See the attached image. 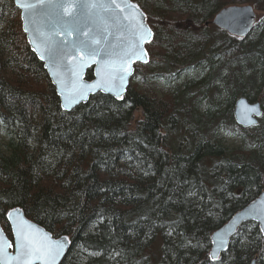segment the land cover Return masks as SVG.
Segmentation results:
<instances>
[{
  "label": "trees",
  "instance_id": "obj_1",
  "mask_svg": "<svg viewBox=\"0 0 264 264\" xmlns=\"http://www.w3.org/2000/svg\"><path fill=\"white\" fill-rule=\"evenodd\" d=\"M132 1L154 33L150 63L137 66L141 82L207 63L219 66L231 113L239 98L264 110V18L248 41L210 27L232 6L254 2L264 12V0ZM238 68L249 71L247 79ZM200 81L161 96L134 85L123 102L97 95L66 113L14 1L0 0V123L10 137L9 153L0 151V223L7 236V214L19 208L55 238L71 239L62 264H264L255 223L240 228L219 261L210 260L213 233L264 190V117L250 130L233 123L245 149H228L203 134L220 106L203 115L189 106ZM76 248L92 256L79 260Z\"/></svg>",
  "mask_w": 264,
  "mask_h": 264
},
{
  "label": "water",
  "instance_id": "obj_2",
  "mask_svg": "<svg viewBox=\"0 0 264 264\" xmlns=\"http://www.w3.org/2000/svg\"><path fill=\"white\" fill-rule=\"evenodd\" d=\"M60 2L69 5L67 12L60 7H52L48 4L41 6L40 0H20L21 4L34 6L27 11L17 3V0H14V5L20 12L22 30L30 50L43 64L60 99L62 110L71 113L81 106L88 105L91 98L97 95L109 96L117 102H123L136 74V66L150 63L146 47L153 42L154 33L148 24L147 16L132 0H116L123 11L116 8L112 0H95L97 7L90 9L82 7L85 0H58V3ZM256 21L257 15L252 6H232L220 11L212 21V25L231 37L246 40L253 32ZM69 22L74 29L72 36H68L64 31V28L69 26ZM138 24H143L150 29V35L146 41L140 42L138 39ZM84 31H88L89 35H83ZM57 32L60 34L57 35ZM92 35L101 40L102 46L113 51L112 64L107 62L103 54L92 60L86 52H75L74 42L79 44L80 41H87ZM48 36L54 42L56 50L74 53L75 58L69 55L59 63H54L49 58L50 51L44 43L45 37ZM137 43H139V49H143L147 55L131 54L128 64L131 74L126 75L121 82L119 77L123 73L113 70L119 67L120 54L129 51ZM139 49H136V52H139ZM81 61H87L86 66L82 69L74 67ZM90 70L93 71V79L88 81L86 78ZM76 72L79 73L78 76ZM110 73L114 75V79H108ZM81 85L84 87L81 88ZM80 91H83V96L80 95ZM253 108L257 111H251ZM263 117L264 110L260 103H251L246 98L236 100L233 118L239 128L243 130L257 128ZM9 214H11V219ZM6 219L11 229L12 240L5 233L1 223L0 233L11 244V247L5 249L8 256L18 255L19 245L16 236L18 227L32 232L38 239L47 236L49 243H62L64 250L56 258L55 264H62L68 256L72 247L69 237L55 238L44 228L30 221L19 208L11 210ZM248 223L257 224L264 236V190L257 199L213 233L210 250L212 262L220 260L222 255L228 251L232 239L240 228ZM37 264L40 262L38 261ZM251 264H257V262L253 261Z\"/></svg>",
  "mask_w": 264,
  "mask_h": 264
},
{
  "label": "rangeland",
  "instance_id": "obj_3",
  "mask_svg": "<svg viewBox=\"0 0 264 264\" xmlns=\"http://www.w3.org/2000/svg\"><path fill=\"white\" fill-rule=\"evenodd\" d=\"M250 5L254 7V2H251ZM254 10L257 15V22L262 20L264 18V12L257 11L255 8ZM210 27L212 32L218 30L214 26ZM252 36L253 35L248 37L246 40H250ZM217 69H219V66L211 69L207 63H203L196 69H188L184 72H181L176 78H171L169 80L163 77H158L156 79H152L148 84H145L140 81L139 77H135L131 82V86L138 85L137 88L140 91L147 93L154 92L158 96H161L172 86H182L184 83L190 81L191 79L201 80L198 86L202 85L203 83L204 86L202 88H194L191 91L190 95L192 99L189 103V106L196 103V105L198 106L197 112L199 115L207 113V111L211 108L220 106L218 110L220 113V117L216 118L217 120L212 123L211 128H209V130L205 129L203 134L207 136L209 133H211L213 137H218L219 139L223 140V144L230 150H244L245 137L242 131H238L234 128V126H232L233 123L235 124V121H233L234 110L232 111V113L229 110V102L227 100L228 93H222L221 89L223 87V84L217 78ZM237 73V75H242L245 79H247V77L249 76V71L247 69H243L240 71V69L238 68ZM222 75L226 76L227 70H223ZM259 85L260 80L258 81L257 87L255 89L250 88L249 90H247V93L249 95H254L258 91ZM231 93L235 94L234 91H232ZM193 105L191 107H193ZM192 115L193 114H190L189 118H191ZM191 125H193V122ZM9 139L10 137L6 133L4 126L0 123V151L9 153V149L7 148ZM73 254L79 260H84L85 258L92 256V254H90L89 252H85L81 248H76ZM69 263L70 262H68V264Z\"/></svg>",
  "mask_w": 264,
  "mask_h": 264
},
{
  "label": "snow or ice",
  "instance_id": "obj_4",
  "mask_svg": "<svg viewBox=\"0 0 264 264\" xmlns=\"http://www.w3.org/2000/svg\"><path fill=\"white\" fill-rule=\"evenodd\" d=\"M17 3L20 4L21 7L27 11L28 9L34 7L32 4H21L20 0H17ZM41 6L45 4L51 5L52 7H60L67 12L69 5L65 3H58V0H40ZM112 4L115 5L116 8L123 11L121 5L116 3V0H112ZM83 8L90 9L96 8L97 3L95 0H85L82 4ZM106 7V6H105ZM71 15V13H68ZM75 19V18H74ZM71 22H69V26L64 28V31L67 32L68 36H72L73 28L70 26ZM57 35L60 33L57 32ZM85 36L89 35L88 31H84L82 33ZM150 35V29L146 28L143 24H138V39L140 42L146 41L148 36ZM44 43L48 50L50 51V59L53 60L54 63H59L62 59L67 58V56L71 55L73 59L75 58L74 53H68L61 50L55 49V44L51 40V37H45ZM75 52H86L89 59L94 60L97 56L103 54L106 57V60L109 64H112V57L114 55L113 51L109 48L102 46V42L100 39H97L95 35L89 36L87 41H80L79 44H75ZM136 49H139V43L133 45L129 51L120 54L119 59V67L114 68V72L123 73L119 78L121 82H123L124 77L126 75H130V69L128 67L129 61L131 59V54L135 53L138 55L146 56L147 53L143 51V49H139V52H136ZM87 61H81L79 65L74 66L78 68H83L86 66ZM77 76L78 72L75 73ZM114 75L109 74L108 79H114ZM99 86V85H97ZM84 86L81 85V88ZM80 95L83 96V91H80ZM119 95V93H117ZM251 111L255 112L256 109H251ZM9 218L11 219V214H9ZM16 236L19 245L18 255L15 257L8 256L5 252V249L11 247V244L3 238L2 233H0V264H37L39 261L40 264H55L56 258L60 255V253L64 250L63 244L60 242H56L55 244L49 243L47 236L42 239H38L32 232L26 231L23 228L16 229Z\"/></svg>",
  "mask_w": 264,
  "mask_h": 264
}]
</instances>
